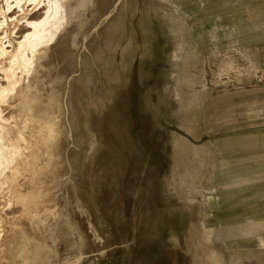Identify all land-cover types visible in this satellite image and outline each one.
Here are the masks:
<instances>
[{"label":"rangeland","instance_id":"rangeland-1","mask_svg":"<svg viewBox=\"0 0 264 264\" xmlns=\"http://www.w3.org/2000/svg\"><path fill=\"white\" fill-rule=\"evenodd\" d=\"M247 1L75 0V18L47 51L34 108L44 134L27 159L33 182L20 177L0 193V264H22L14 250L33 204L69 221L51 264H264L260 248L244 246L264 247V237L240 234L264 235V210L235 227L246 202L264 201V175L237 176L240 157L252 166L264 145L246 150L243 136L235 151L229 141V132L263 127L264 106L251 98L245 110L232 97L246 118L229 128V94L245 82L217 79L233 74L223 61L218 69L232 51L224 34L262 17L235 10ZM243 34L231 45L264 57V27ZM14 188L27 202L12 198Z\"/></svg>","mask_w":264,"mask_h":264},{"label":"bare ground","instance_id":"bare-ground-1","mask_svg":"<svg viewBox=\"0 0 264 264\" xmlns=\"http://www.w3.org/2000/svg\"><path fill=\"white\" fill-rule=\"evenodd\" d=\"M77 6L79 5L75 0H1L0 193L7 186L17 185L20 177L33 182L35 173H32V166L28 164L27 159L32 143L44 134V126L39 123L40 116L34 108L38 103L39 91L45 77L44 71L51 66L49 61L48 66L45 65V60L49 58L47 51L73 21ZM252 98L264 105L262 98ZM199 103L200 101L196 102ZM5 111L9 112L8 116ZM187 148L188 146L182 145V153L177 157L176 168L179 170L183 168V155L189 153ZM258 160L260 161L254 163L253 167L245 160L239 163L240 172L237 176L240 180L250 177L247 175L249 171L252 174L253 171H259L260 176L264 175V160ZM228 164L223 162L221 168ZM231 177H235V174L230 171L225 173L227 180H232ZM15 188L12 198L18 199V202H27L28 196L20 195ZM56 212L52 210L45 214V211L37 209V204L25 208L24 213L29 217V223L27 228L19 226L18 243L14 250L16 258L22 261V264H51L58 256L55 253L56 243L65 235L61 228H65L69 221L65 215ZM1 226L0 215V236ZM28 229H31L33 234L29 233ZM44 237L49 241L41 242L40 239ZM77 245L83 246V243L78 242Z\"/></svg>","mask_w":264,"mask_h":264},{"label":"crops","instance_id":"crops-1","mask_svg":"<svg viewBox=\"0 0 264 264\" xmlns=\"http://www.w3.org/2000/svg\"><path fill=\"white\" fill-rule=\"evenodd\" d=\"M236 2V1H235ZM237 6L236 3H230L229 5V8H228V11H230V8L232 9L233 6ZM241 7H238L236 8L235 10L236 11H242L240 14H244L245 17L246 16H251L252 18H254V15H252V13H255L256 16H259V15H262L261 18L251 21L250 24H246V25H249V26H246L242 29H240V35H237L235 37H233V39L231 38L232 36V33H231V30L229 31L228 35L224 34V36L226 37L227 36V40H228V44H230L228 48H231L232 51H227L225 52L222 57H220L219 59V66H218V69L219 71L221 72V61H223V63L225 65H227V68L230 72L229 74H231V72H233L232 74V77H221V73L218 71V74L219 76L217 77L218 81L220 80H243L245 82V85L240 86V89L239 90H236L234 92V94H229V101H228V113H229V128H230V125H233V127H237V123H239L240 121H243L246 116L244 114L243 117H238L237 113H239V111H237V105L236 103L238 102L237 100L234 101V105H235V110H233V106H232V97H243V99H240V103L242 102H245V110L246 108H248V106H246V103H250V100L252 97H260L262 98L261 100H264V90L262 88V86L260 85L257 77H258V74L260 72H263L264 71V57H262L255 49H252V48H249V47H242V48H239V47H233V45L231 44H235V43H240L241 41H243L248 35H245L243 34V31L246 30V29H252V28H255L256 26H259V25H262L264 27V5L261 6V4H259L258 0H249L247 2H245L244 4L242 3L240 5ZM215 8V6H214ZM241 8V9H240ZM238 9V10H237ZM251 12L250 14H248V12ZM218 11V10H217ZM216 13V12H214ZM226 13V12H225ZM225 13H221L220 11L217 13L218 16H221L222 14H225ZM217 14H214V16H217ZM230 28L233 26H237L236 25V22H235V25H234V22L232 23L231 25V22L229 24ZM235 31H237L236 29H233ZM251 31V30H249ZM221 33V29H219L218 31V34L219 36H222L220 35ZM215 37V36H214ZM215 43V42H214ZM220 47L221 43L218 42V43H215L214 44V47ZM260 71V72H259ZM255 75V76H254ZM253 82H255L253 84ZM264 103V102H263ZM261 106H264L261 102L260 104ZM263 109V108H262ZM234 113V115H233ZM245 113V112H244ZM229 141H230V144L233 143L236 145L235 147V151L238 149L237 148V145L239 146V144L237 143V141H239V139H241L243 136H245V139L246 141L249 140V144H253L255 143V145H264V126L263 127H255V128H251L247 131H245L243 134L242 133H237L235 134L234 132H229ZM239 135V136H237ZM262 136V137H261ZM250 138V139H249ZM237 148V149H236ZM250 150L253 151V146L251 145V147L249 146H246L245 149L246 150ZM230 150H232L233 148L230 146L229 148ZM231 152V151H230ZM241 155V154H239ZM250 155L249 154H245V158L243 157H240L241 160H245V161H251L249 159ZM263 158L264 160V157H260V159ZM259 162V161H258ZM256 163V162H255ZM254 164H252L251 167H253ZM264 171V170H263ZM249 184V183H248ZM248 184L246 183V185L244 186V191H246L245 187L248 186ZM251 186V185H250ZM251 191H253V189H251ZM235 192H238V191H235ZM248 203V205H250V211H246V212H240V213H236L235 216H239V220L235 221V227L237 225H240V224H245V225H248L246 222H245V218L247 217H254V216H257L259 215L264 209V201H252V202H246ZM254 208H259V212H257L256 210H254ZM262 232L258 233V234H249V233H240L241 235H247L249 237L251 236H255L254 237V241L257 240V237L258 235L261 236V237H264V235L261 234ZM257 246L258 248H260V251L264 254V247L263 246H258L257 244H253V243H249V242H244V246L245 248L246 247H250L252 248V246ZM263 262V261H262Z\"/></svg>","mask_w":264,"mask_h":264},{"label":"built area","instance_id":"built-area-1","mask_svg":"<svg viewBox=\"0 0 264 264\" xmlns=\"http://www.w3.org/2000/svg\"><path fill=\"white\" fill-rule=\"evenodd\" d=\"M258 81L260 85L262 86V88L264 89V73L260 75Z\"/></svg>","mask_w":264,"mask_h":264}]
</instances>
